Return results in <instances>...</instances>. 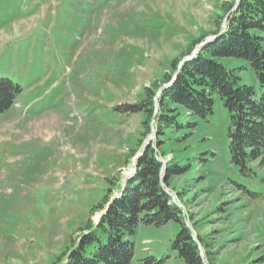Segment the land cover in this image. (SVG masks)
<instances>
[{
    "label": "rangeland",
    "instance_id": "rangeland-1",
    "mask_svg": "<svg viewBox=\"0 0 264 264\" xmlns=\"http://www.w3.org/2000/svg\"><path fill=\"white\" fill-rule=\"evenodd\" d=\"M231 1L0 0V76L23 88L0 113V264H55L88 219H101L108 206H94L108 187L125 185L149 144L166 164L189 166L167 190L207 243L206 264L264 259V164L250 177L231 164L220 98L207 119L161 148L145 114L124 111L147 87L171 83L173 62L200 51ZM221 61L247 66L237 69L241 82L259 87L246 61ZM180 227L140 225L131 264L149 256L184 264L171 247Z\"/></svg>",
    "mask_w": 264,
    "mask_h": 264
},
{
    "label": "trees",
    "instance_id": "trees-1",
    "mask_svg": "<svg viewBox=\"0 0 264 264\" xmlns=\"http://www.w3.org/2000/svg\"><path fill=\"white\" fill-rule=\"evenodd\" d=\"M212 35L216 37L182 65L181 60L173 62L176 71L166 77L170 84L162 89L147 87L144 98L124 111L144 113L145 128L150 132L154 127L158 135L154 144L161 148L165 137L207 119L214 112L216 98H220L229 114L225 133L229 160L250 177L255 163L264 164V0H232L226 4L225 15ZM206 38L203 36L196 44ZM194 48L191 46L188 53ZM225 57L246 61L259 87L241 82L237 69L247 66L229 67L221 61ZM22 92L20 84L0 76V113L10 109ZM188 167L166 164L153 144L146 146L125 185L108 187L94 206L101 211L108 206L101 219H88L79 240L55 264H131L135 256L132 237L137 228L170 221L181 225L171 245L177 257L184 264H206L201 247L207 243L200 235L194 237L185 223L183 208L167 190L170 179L186 173ZM237 186L245 194L251 193L248 186ZM251 195L257 198L260 194ZM155 259L149 256L145 263ZM256 262L264 264V259Z\"/></svg>",
    "mask_w": 264,
    "mask_h": 264
},
{
    "label": "water",
    "instance_id": "water-1",
    "mask_svg": "<svg viewBox=\"0 0 264 264\" xmlns=\"http://www.w3.org/2000/svg\"><path fill=\"white\" fill-rule=\"evenodd\" d=\"M216 36H213V37H211V38H209L208 39V41L207 42H209V41H211L212 39H214ZM207 42H205V43H207ZM204 44H202L201 45V47L203 46ZM194 55V54H193ZM192 55V56H193ZM187 58H185L183 61H185ZM167 85V84H166ZM166 85H164V86H166ZM105 213V212H104ZM192 231H193V233H194V237L196 238V235H195V232H194V230L193 229H191ZM201 249H202V247H201ZM202 255H203V252H202ZM204 256V255H203Z\"/></svg>",
    "mask_w": 264,
    "mask_h": 264
}]
</instances>
